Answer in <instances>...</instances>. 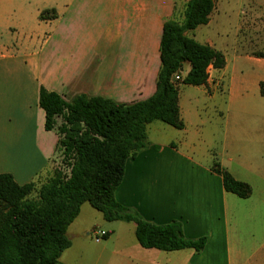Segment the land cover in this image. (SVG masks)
<instances>
[{"label":"crops","instance_id":"1","mask_svg":"<svg viewBox=\"0 0 264 264\" xmlns=\"http://www.w3.org/2000/svg\"><path fill=\"white\" fill-rule=\"evenodd\" d=\"M187 1L55 0L54 18L41 20L37 8L38 19L32 22L30 0H0V37H6L0 44V173H11L18 184L40 183L52 173L58 135L44 127L40 87L66 102L78 95L122 103L149 97L155 90L163 23L168 18L180 21ZM213 3L208 22L185 35L220 51L224 67L209 66L205 84H182L178 106L184 128L167 141L147 138L148 146L126 161L114 193L119 204L147 221H180L184 237H205L204 248L141 247L135 223L127 222L126 236L113 229L90 252L77 240L81 232L75 220L84 203L66 231L70 246L65 250L71 251L72 264H264V208L225 191L221 177L211 170L218 161L236 179L249 182L239 168L252 167L249 156L264 146V110L218 111L216 116L215 110L202 108L218 92L231 98L243 86L235 73L238 67L250 63L264 69V56L257 54L264 55V50L256 46L263 36L264 0ZM43 21L53 24L48 34L41 28ZM231 23L240 35L234 43L228 42ZM188 70L183 63L181 78ZM261 81L264 75L251 80L253 92L260 94ZM183 177L196 179L201 188L179 189L177 181ZM62 254L59 261L69 264ZM85 254L88 259L83 260Z\"/></svg>","mask_w":264,"mask_h":264},{"label":"trees","instance_id":"2","mask_svg":"<svg viewBox=\"0 0 264 264\" xmlns=\"http://www.w3.org/2000/svg\"><path fill=\"white\" fill-rule=\"evenodd\" d=\"M213 7V0H188L180 21H164L155 90L145 99L122 103L78 95L66 102L61 95L40 87L38 105L45 113L44 127L58 135L56 150L62 154V167L53 169L40 183L18 184L11 173H0V264H62L59 258L70 246L67 228L84 203L101 212L106 221L134 222V235L141 247L196 252L204 248L205 237H184L180 221H147L119 204L114 193L123 179L126 161L148 146V123L159 120L175 129L184 128L178 106L179 82L205 84L209 66L224 67L220 51L185 35L206 24ZM54 17V8L39 14L41 20ZM185 62L189 70L181 80H174ZM259 86L264 96V81ZM211 170L221 177L225 191L240 198L250 196L251 186L219 162H214Z\"/></svg>","mask_w":264,"mask_h":264},{"label":"rangeland","instance_id":"3","mask_svg":"<svg viewBox=\"0 0 264 264\" xmlns=\"http://www.w3.org/2000/svg\"><path fill=\"white\" fill-rule=\"evenodd\" d=\"M30 2L32 5L31 18H32V22H34L38 19L35 12L37 8L40 10V12L46 9H52L54 7L55 0H30ZM52 25L47 23L46 21H43L41 28L46 32V34H48L53 29ZM231 25H232V29L228 33L229 34L228 42L234 43L237 40V38L240 37V35L236 33L234 29L235 23H231ZM263 26H264V22H263ZM4 42H6V37L2 35V37H0V44ZM256 46H259L260 49L264 50V27H263V36L261 39H258V43ZM228 56L231 57V50H228ZM235 73L236 76L239 77L238 78L239 80L240 79L244 80L243 86L239 87V89L237 88V92H235V95L231 98L226 96L227 93L218 92L217 93L218 96L215 100L205 102V104L202 105V108L204 110L206 111L215 110L216 116H218L217 114L218 111L224 114H234L248 110H253V111L264 110V97L260 96V94L257 92H253L251 85V80H255L256 77L264 75V69L249 63L248 65L245 64L242 65L241 67H238ZM230 74H231V68L229 66L228 69L225 71V76L229 77ZM182 86H183L182 83L179 82V88H181ZM60 122L61 119L58 118V124ZM199 127L202 128L203 126H199ZM157 128L159 129L157 130ZM194 129L195 127L192 126L190 130H194ZM176 131L177 130L172 126L159 120L152 121L148 123L146 126L147 138L153 141L155 140L167 141L169 139H172L174 136H176L175 135L177 133ZM193 138L195 141L199 140L196 133L194 134ZM61 156L62 154L59 152L53 169H55L56 167H62ZM202 158L203 157H199V159L202 160L203 162H208V161H204L205 159ZM249 158L253 160L251 161L253 166L249 168H242V167L239 168L240 170L239 172L241 174L240 176L247 178V180L249 181L248 183L251 185L252 188V192L248 197V200H246V204L261 205L264 208V146L260 148L255 147V150L252 151V156H249ZM177 184L179 185V189L181 190H185V189L195 190L201 188V183L196 179H186L183 177L182 179L177 181ZM75 223H77L78 227L80 228V232L82 235V236L80 235V237H78L77 240L79 238L82 239L85 242L86 248H88L90 252L93 244L97 243L92 235L93 230L95 229H100V230L102 229L105 231L108 230L109 232L108 237L110 236L111 230L113 229L116 231V234H118V236L121 234L126 236L128 230L130 231V228H128L127 226V222L119 221V220L106 221L102 217L101 212L94 209L88 203L84 204L81 213L75 220ZM261 230L264 232V226L261 228ZM108 237H104L98 242L102 243ZM69 253H71L70 250H65L62 254L61 259L63 262L65 261L68 262L69 264H72V262L74 261L73 259L70 258ZM82 259L83 260L88 259L87 254H85L82 257Z\"/></svg>","mask_w":264,"mask_h":264},{"label":"built area","instance_id":"4","mask_svg":"<svg viewBox=\"0 0 264 264\" xmlns=\"http://www.w3.org/2000/svg\"><path fill=\"white\" fill-rule=\"evenodd\" d=\"M174 80H181V76L179 73H175L173 76ZM107 234V232L105 230H100V229H95L92 231V235L94 237V240L96 242L100 241L102 238L105 237V235Z\"/></svg>","mask_w":264,"mask_h":264}]
</instances>
